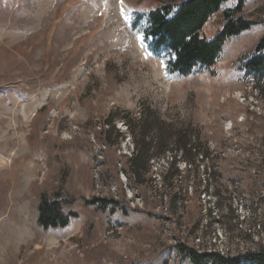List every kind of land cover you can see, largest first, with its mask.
<instances>
[{
  "label": "rangeland",
  "instance_id": "obj_1",
  "mask_svg": "<svg viewBox=\"0 0 264 264\" xmlns=\"http://www.w3.org/2000/svg\"><path fill=\"white\" fill-rule=\"evenodd\" d=\"M153 6L0 0V264H190L178 242L229 257L264 249V78L256 88L241 66L264 36V0L244 8L259 22L187 76L168 73L166 54L143 40ZM221 26L215 15L203 33ZM143 110L199 136L166 184L174 152L151 160L142 185L125 173L133 142L120 117ZM108 120L122 133L111 147L99 137ZM52 149L62 161L50 168ZM63 166L77 217L45 231L36 187ZM112 197L123 209L86 202Z\"/></svg>",
  "mask_w": 264,
  "mask_h": 264
},
{
  "label": "trees",
  "instance_id": "obj_2",
  "mask_svg": "<svg viewBox=\"0 0 264 264\" xmlns=\"http://www.w3.org/2000/svg\"><path fill=\"white\" fill-rule=\"evenodd\" d=\"M150 1L155 6L144 14L143 40L153 53L166 54V70L171 74L187 76L198 67L210 70L218 61L227 40L249 30L259 22L244 15L245 4L250 0H235V4L227 8L223 6L231 0ZM215 15H219L222 26L216 35L209 39L203 33V28ZM241 62L242 69L253 77L254 86L258 88L257 80L264 78V36L255 44L253 53ZM130 115L125 113L120 119L126 125L133 142V152L127 157L125 171L131 184H144L150 172L151 160L164 157L167 152H174V155H171L172 161L168 164L167 172L161 177L162 183L166 184L180 175L182 171L176 167L177 156L180 153V159L186 160L187 154L195 149L192 142L197 143L199 136H193V133H188L187 129L174 123L167 124L152 111L147 113L143 110L138 119H132ZM114 122L105 121L99 135L104 145L109 147L114 145L111 141L114 131L117 138L122 137V133L115 129ZM208 150L201 154L200 151L197 155L208 158ZM48 159L50 168L62 161L53 149ZM64 168L66 169L63 166L60 175H53L50 171L48 180L36 187L37 223L45 231L64 229L72 218L77 217V213L72 209L75 198L66 191L69 170L64 173ZM174 169L175 173L169 177ZM184 172L186 174L187 171ZM144 198L146 201L147 198ZM86 202L123 209L122 200L114 197L94 198ZM152 209H148L147 213H152ZM171 248L182 261H188L190 264H264V249L229 257L213 251L199 252L180 242Z\"/></svg>",
  "mask_w": 264,
  "mask_h": 264
}]
</instances>
